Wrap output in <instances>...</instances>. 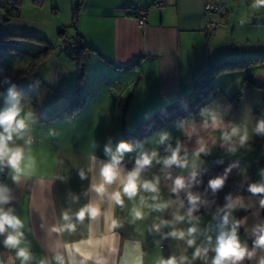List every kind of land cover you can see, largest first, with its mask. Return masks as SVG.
Here are the masks:
<instances>
[{
  "label": "crops",
  "instance_id": "1",
  "mask_svg": "<svg viewBox=\"0 0 264 264\" xmlns=\"http://www.w3.org/2000/svg\"><path fill=\"white\" fill-rule=\"evenodd\" d=\"M156 1L158 0H80L74 36L92 48L84 59L86 68L82 86L76 94L78 100L79 94L85 93L84 99L78 102L81 105L73 115H67L78 103H71L76 104L66 113V100L64 113L61 109L52 114L54 116L40 119L32 114L30 104L23 108L22 115L29 112L32 114L29 133L32 144L25 146V153L26 157L31 156L35 162V174L16 184L11 178L10 168L7 167L0 171V184L11 189L14 196L11 204L5 207H13L16 215L26 219L25 237L35 257L32 264H39L43 258H52L49 248L56 243L58 237L55 233L49 235L48 229L60 222L61 213L69 208L76 212L90 199H96V194L88 192V189L92 177L99 178L102 163L109 159L105 154V147L110 146L115 151L121 141L126 142L132 136L131 132L141 129L139 123L144 120L145 115L188 103L203 89L204 81H212L215 86L211 99L189 119L172 121L143 138L129 142L133 150L126 152L122 161L126 171L134 168L135 160L142 152L156 151L160 158L170 155L166 149L169 145L175 148L177 141L187 149L191 165V154L196 146L195 136L189 139L184 128L192 122L199 127L207 116V110H214L221 115L229 126L231 123L241 126L246 124L250 133L256 123L264 119V114L260 112L264 107V64L239 70H221L215 74L209 72L219 62L264 57V8L253 9L252 0H246V3L244 0H226L225 10L218 14L205 15V0H165L161 6L155 5ZM141 7L146 8L147 14L145 24L140 27L133 12ZM19 13L20 7L14 17ZM207 18L219 23L215 32L209 35L202 31ZM227 75L231 77H226ZM248 75L251 83L243 90L240 98L232 100L231 96L239 88L228 94L232 91L231 86L239 80L242 83ZM2 81L6 84L9 80L5 78ZM72 92L70 90V95ZM1 93L3 95L0 97V107H3L6 93ZM20 101L23 102L21 98ZM114 111L123 116L122 133L119 140L109 144L108 136L113 129L111 116ZM128 114L131 115L130 118L140 115L129 127L126 125L129 121L126 117ZM182 123L184 128L180 127ZM163 133H168L169 139L161 144L159 140ZM138 134L135 132V135ZM201 134L206 135L203 132ZM16 143L23 145L24 141ZM249 145L264 151V134H253ZM90 155L97 157L94 170L87 173L86 179H81L79 171L84 169L87 172ZM214 158L240 157L227 154L218 143L211 148L210 154H201L196 169L201 165L206 166ZM241 158L248 159L251 156ZM175 171L188 173L192 168L189 166L181 169L173 166L162 171V164L153 161L141 173V178L151 180L154 176H160L162 199L175 200L177 196L170 192L165 179L167 172ZM40 178H43L42 184ZM74 196L78 197L75 201ZM241 197L246 207H238L232 215L236 219L235 211L245 210L239 219L247 217V222L241 226L238 235L241 242H246L251 248L255 239L252 229L257 224H264V208L259 203L262 195ZM179 199L183 200L180 195ZM138 201V196L131 201L125 197L122 208L114 207L116 218L123 221V226L116 230L121 237L116 260L119 261L124 253L125 241L131 243L137 240L141 242L145 254L144 264H157L160 258L167 259L171 256L186 255L191 259L195 246L189 247L184 240L167 236L172 231L171 227H164L159 233L149 231L157 215L171 220L175 208H169L163 213L150 212L144 220L131 223L130 212ZM220 208L223 206L193 213L200 218L199 221H192L199 229L197 245L205 242L208 235L213 237V244L215 243L220 217L223 215L218 213ZM187 209L184 203L180 213H186ZM88 222L86 217L83 224H77L75 233L65 232L59 239L71 242L83 238L87 235ZM192 224L185 220L175 227L186 231ZM99 228H103L102 217ZM162 237L165 239L163 249L160 248ZM2 240L3 237H0V258L7 262L14 257L15 252L5 249ZM261 254L258 252L256 258L251 261L245 259L242 264H256ZM208 255L210 260L215 253L210 251ZM15 264H19V261ZM193 264L204 262L197 259Z\"/></svg>",
  "mask_w": 264,
  "mask_h": 264
},
{
  "label": "clouds",
  "instance_id": "2",
  "mask_svg": "<svg viewBox=\"0 0 264 264\" xmlns=\"http://www.w3.org/2000/svg\"><path fill=\"white\" fill-rule=\"evenodd\" d=\"M253 9L264 8V0H252ZM0 95H3L0 93ZM23 107L15 86L9 87L7 95L4 96V106L0 107V171L5 167L10 168L12 180L16 184L31 178L35 174L34 160L31 156L26 157L25 146L32 144V137L29 134L30 121L32 114L22 115ZM201 115L204 113L202 111ZM181 128H184L182 123ZM185 135L192 139L195 136V148L192 152V161L190 165L189 153L187 149L177 141L176 147L168 146L166 151L170 155L160 158L156 151L142 152L135 160V166L132 170L126 171L122 166L124 154L131 152L133 146L127 142L121 141L115 148L105 147V154L109 157L107 162L102 163L99 171V178L92 177L88 192L95 193L96 199H90L89 202L78 211L72 212L69 208L61 213L60 222L48 229L49 235L57 234V241L49 250L52 252V258H43L39 264H144V252L139 240L129 243L124 242V253L119 261L116 260V254L120 248V234L116 231L123 226V221L116 218L114 207L124 206V198L134 200L139 197L138 204H134L130 215L131 223L144 220L150 212L163 213L169 208H175L172 212V219L166 220L157 215L151 224L150 232H161L164 227H171L172 231L166 235L177 240H184L189 247L195 246L191 259L186 255L179 257L171 256L167 259L160 258L157 264H193L200 259L204 264H242L247 259L249 261L257 257V253H262L256 260V264H264V224H257L252 229L255 239L252 247L249 248L246 242H241L238 231L241 226L247 222V217L235 219L232 215L235 209L245 208L243 198L239 195L226 196V203L223 208L218 209V213H223L218 225L219 232L215 237L208 235L206 241L197 245L196 239L199 232L198 227L192 224L193 220L199 221L198 216L193 213L199 210L202 203L201 196L187 192V201L189 207L184 214L180 209L184 208V201L179 199V193L182 190L190 188L193 182H196L198 175L197 161L201 154L208 155L211 148L219 143L227 154L235 155L241 148L248 147L251 150L249 141L253 134H264V119L259 120L251 133L248 126L231 123H225L223 117L214 110H207V116L202 124L197 127L195 122L184 128ZM206 133V135L201 133ZM169 139L168 133L160 136L159 143L163 144ZM24 141L23 145L17 144V141ZM183 153V154H182ZM97 157L89 156V166L87 172L80 169L81 179L87 178V173L94 170ZM153 161L162 164V171L176 166L181 169L191 166L190 179L186 180L183 175L176 176L174 179L170 172L165 175L166 180H171L170 192L176 194L177 199L163 200L160 194V176H154L151 180L142 179L141 173ZM232 166L225 170L223 175L210 179L208 186L215 193L225 185L228 173ZM261 179L248 185V191L253 195L264 194V170L260 172ZM43 183V178H40ZM142 193H148L145 196ZM87 194V193H86ZM78 197H73L77 200ZM14 200L11 189L6 185L0 184V237H3L2 244L5 249L15 252L7 262L0 258V264H32L35 257L30 250V244L25 237L26 219H22L15 214L10 205ZM261 208H264V195L259 201ZM107 204V207L104 205ZM147 209L148 211H145ZM88 218L87 235L79 240L71 242L62 241L65 232L75 233L77 224H83L85 218ZM103 218V228H99V220ZM215 219V217H214ZM187 220L191 227L185 230L176 229L175 225ZM215 255L209 260V252Z\"/></svg>",
  "mask_w": 264,
  "mask_h": 264
},
{
  "label": "rangeland",
  "instance_id": "3",
  "mask_svg": "<svg viewBox=\"0 0 264 264\" xmlns=\"http://www.w3.org/2000/svg\"><path fill=\"white\" fill-rule=\"evenodd\" d=\"M77 2L78 0H21L19 15L9 21H1L0 33L28 36V38H10L13 47L10 50L5 49V44L0 45V93L5 92L7 95L8 88L15 86V91L23 101L21 103L22 107L24 108L30 104L32 114L37 119L54 116L52 114L61 111V109L64 113L63 108L66 105L64 101L66 100L68 101V110H65L67 113L76 103L84 99V92L79 94L78 100H76V94L70 95V90L76 88L77 67L75 61L67 55L64 44V41L69 36H74L75 33L72 26V8ZM244 3H246V0H244ZM0 11V15H2L4 10ZM43 39L47 43L42 42ZM33 59L37 65L31 71L30 63L34 61ZM83 63L86 68V63ZM17 70H29L34 74L36 73L40 80H31L28 75L25 77L18 76V74H15ZM226 77L231 76L227 75ZM5 78H10L6 84L2 81ZM64 82H66L65 85ZM202 83L204 87L201 91H198L197 96L207 93L214 94L215 86L212 81ZM240 84L241 80L232 85L230 89L232 91L228 94H232L236 88H241ZM0 97L2 98V95ZM75 101L77 102L72 105ZM186 104L183 103L181 106L185 107ZM181 106L170 107L169 109H179L182 108ZM260 112L264 114V107ZM139 116L130 118L131 115L128 114L126 116L129 120L126 123L127 127ZM111 117L113 129L110 130V136H108L109 144L119 140L123 122L122 114L116 111L113 112ZM147 117L149 115H145L144 119ZM142 130L141 128L135 132L141 133ZM250 148L251 150L247 146L241 148L236 156L240 158L251 156V158H239L238 160L249 162L264 154V151L258 150L256 147L250 146ZM204 166L201 165L198 168ZM261 170L264 169H257L258 175H260Z\"/></svg>",
  "mask_w": 264,
  "mask_h": 264
},
{
  "label": "trees",
  "instance_id": "4",
  "mask_svg": "<svg viewBox=\"0 0 264 264\" xmlns=\"http://www.w3.org/2000/svg\"><path fill=\"white\" fill-rule=\"evenodd\" d=\"M7 1L9 0H0V10L2 9L4 10L3 14L0 15V17L2 18V22L9 21L11 18L16 16L18 13V8L20 7L21 4V0H10L12 1V3L10 6H7ZM80 5H81L80 0H78V2L72 8L73 10L72 26L74 28L77 25ZM17 37L28 38V36L0 33V45L5 44L6 50L13 49V47L11 46L10 38H17ZM72 38L75 40L77 44L78 47L77 52L70 53L67 52L66 49L65 51L67 55L72 60L75 61L77 67L76 88L72 92L74 94H77L78 91L81 89L83 76L85 72V66L83 62L87 53L91 51L92 48L84 44L77 36H74ZM255 64H264V57L219 62L216 63L213 67H211L209 72L215 74L216 72H219L221 70H233V69L239 70V69H244L248 66H253ZM36 65L37 64L35 60L30 63L31 71L35 69L34 67H36ZM15 74H18V76L21 77H25L28 75V77H30L31 80H40V77L36 73L34 74L29 70H25V71L17 70ZM8 80H10V78H8ZM250 83H251V77L248 75L243 79L241 83V88H239L233 93L231 99L237 100L238 98H240L243 90L247 88V86H249ZM211 94L212 93H207L205 95L195 96L186 104L185 107L179 109L171 110L168 107H166L156 111L155 113H152L151 115H149V117H147L146 119H144L139 123L140 128L143 129L142 132L139 133L138 135H135V131L131 132L130 134L132 136L130 135L131 137L129 139L127 138L126 142L127 143L134 142L140 138H143L172 121L175 120L184 121L189 119L199 108L204 106L209 101ZM80 105L81 103H78V105L74 109L69 111L67 115H73L74 111L77 110L78 106ZM61 115H56V117ZM230 166H232V169L228 173L224 187L222 189L217 190L214 193L211 190V188L208 186L209 180L217 176L223 175L225 173V170ZM6 168L7 167H5L4 170ZM258 168L264 169V155L255 158V160L249 162L241 161L238 159L214 158L206 166L196 169L198 173L196 177V182H193L190 188L182 190L179 193V195L182 197L187 207H189L187 201L188 191H191L193 194L200 195L202 201L207 202V203H202L199 207V210L196 211L195 213L211 208L224 206L225 203L227 202L225 198L229 194H231L232 196L253 195L248 191V185L260 181L261 176L258 175L257 173ZM180 175H183L186 178V180L190 179V172L180 173L178 171H175L171 173L173 179L176 176H180ZM167 182H168V187L170 189L172 181L167 180ZM26 192H28V188L26 189ZM257 195H264V194H257ZM244 213L245 210H238V211L236 210L235 211L236 219H239Z\"/></svg>",
  "mask_w": 264,
  "mask_h": 264
},
{
  "label": "built area",
  "instance_id": "5",
  "mask_svg": "<svg viewBox=\"0 0 264 264\" xmlns=\"http://www.w3.org/2000/svg\"><path fill=\"white\" fill-rule=\"evenodd\" d=\"M12 1H7V6H10ZM165 3V0H158L155 2V5L161 6ZM227 8L226 0H205L204 6H203V12L205 15L207 14H218L225 10ZM133 14L136 17L138 25L141 27L145 24V18L147 11L144 8H137L134 10ZM2 21V18L0 17V23ZM219 23L215 20H212L210 18H207L204 20V25H203V33L206 35L212 34L215 32V30L218 28ZM65 49L67 52L70 53H76L77 52V44L75 40L72 37H68L65 41ZM165 239L162 237L161 242H160V248L165 247Z\"/></svg>",
  "mask_w": 264,
  "mask_h": 264
}]
</instances>
